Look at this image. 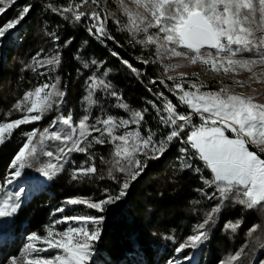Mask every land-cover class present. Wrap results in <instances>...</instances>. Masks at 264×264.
Here are the masks:
<instances>
[{"label": "snow or ice", "instance_id": "snow-or-ice-1", "mask_svg": "<svg viewBox=\"0 0 264 264\" xmlns=\"http://www.w3.org/2000/svg\"><path fill=\"white\" fill-rule=\"evenodd\" d=\"M15 3L0 0V14ZM43 7L73 27L83 25L98 43L111 41L123 47L112 31L114 26L116 32L127 34L130 47L139 46L142 55L136 60L141 66L159 65V75L147 80L156 97V102L149 101L155 126L149 123L148 108H133L115 88L105 62L80 50L75 58L85 86L82 114L67 109L68 85L59 70L63 49L73 39L61 42L62 25L46 28L52 47L41 48L21 69L32 71L38 82L0 117V146L21 126L52 118L47 126L22 133L24 141L5 184L31 186L33 192H40L43 182L26 170L51 181L71 165L73 181L108 179L118 188L105 187L96 197L66 198L50 214L49 222L24 236L18 253L3 257L0 264H99V242L108 214H119L120 203L149 161L160 159L176 144L180 147L174 175L192 171L199 176L203 187L194 189L200 198L192 203L201 205L206 200L211 207L182 241L174 235L164 237L174 245L166 264H196V253L209 239V226L225 208L239 205L245 212L264 214V0H66L46 2ZM32 8L26 3L15 18L0 25V46L12 39ZM111 55L143 82L147 75L143 67L134 66L117 50H111ZM189 66H199L200 71H178ZM201 73L211 74L213 80L220 76L217 87L210 88ZM243 73L246 78H240ZM157 85L172 98L163 90L155 91ZM15 113L19 117L11 118ZM97 145L110 146L108 158L99 156V164L107 166L106 175L97 163ZM74 154H84L86 159L78 163ZM25 192L26 187L19 186L0 196V253L13 246L14 218ZM75 206L92 211L78 212ZM243 222L230 221L225 228L235 234ZM262 227L253 224L245 233V244L219 264H242L247 238ZM140 251L134 247L129 255L138 257Z\"/></svg>", "mask_w": 264, "mask_h": 264}, {"label": "trees", "instance_id": "trees-1", "mask_svg": "<svg viewBox=\"0 0 264 264\" xmlns=\"http://www.w3.org/2000/svg\"><path fill=\"white\" fill-rule=\"evenodd\" d=\"M46 2L65 3L66 0H16L12 7L4 14H0L2 25L15 18L26 3L33 4L29 15L12 33V39L0 46V117L12 107L25 90L38 82L32 71L22 72L21 69L25 64L32 62L31 57L41 48L47 50L52 47L51 40L46 35V28L56 29L57 25H62L58 29L62 36L61 42L70 37L73 39L71 46L63 49L64 62L59 70L62 80L68 85L66 108L82 114L81 100L85 95V86L83 77L77 73L79 63L75 58L77 51L80 50L89 58L105 62V67L110 69V78L115 88L133 108H148L149 123L155 126L152 119L155 110L149 101L156 102V97L153 91H149L153 86L149 85L147 80L149 77L156 78L161 69L151 65L141 66L136 60V57L142 55L139 46L130 47L126 43L127 34L116 32L114 26L112 31L123 47H117L111 41L106 45L98 43L88 35L83 25L73 27L50 11H46L43 7ZM111 50L119 51L121 56L134 66L143 67L147 73L143 82L120 60L113 57ZM209 87L215 89L217 86L210 81ZM154 90H163L167 94L160 85ZM18 117L19 114L15 113L11 118ZM51 118L50 115L37 125L21 126L14 132L10 141L0 146V186H3V192L5 187H9L5 184V177L11 171L9 166L24 141L22 133L30 131L34 126H47ZM179 147L180 145L176 144L160 159L149 161L146 171L134 182L129 195L120 203L119 214L115 217L112 213L108 214L102 240L99 242L100 254L97 257L99 264H128L130 260L136 264H166L174 253V245L164 237L174 235L177 241H182L191 233L193 226L203 219L206 209L211 205L206 200L202 201L201 205L192 203L200 198L194 189L203 187L199 176L192 171L174 175V170L178 168L176 160ZM109 148L110 146L99 145L95 147L98 164L99 156L109 157ZM74 155L78 163L86 159L84 154ZM71 167L69 165L66 171L53 180H45L42 191L33 193L26 190L22 194L23 205L19 210V216L14 218L16 233L12 238L13 246L1 253L3 257L18 253L24 236L48 223L50 214L55 208L60 207L66 198L77 195L96 197L105 187L110 190L118 188V185L108 179L73 181L70 176ZM99 167L102 174L106 175L107 166L99 164ZM26 171L28 175L34 177L38 175L34 170ZM205 174L210 175L207 170ZM3 192H0V196ZM75 208L78 212L92 211L85 209L84 206ZM59 216L57 213L56 218ZM237 219L244 222L234 234L227 230L225 225ZM255 223L264 224V214L245 212L239 205L225 208L216 222L209 226V239L202 246V250L196 253V264H219L220 260L245 244V233ZM134 247L141 250L138 257L129 255ZM262 261L264 227L247 238L242 264H261Z\"/></svg>", "mask_w": 264, "mask_h": 264}, {"label": "rangeland", "instance_id": "rangeland-1", "mask_svg": "<svg viewBox=\"0 0 264 264\" xmlns=\"http://www.w3.org/2000/svg\"><path fill=\"white\" fill-rule=\"evenodd\" d=\"M151 66H156V67L159 68V65H151ZM178 71L191 73V72H194V71H200V68H199V66H189V67L181 68V69H179ZM169 74H170V75H175L174 72H173V73H169ZM247 75H248L247 73H243V74H241V77H240V78H246ZM201 76H202V78L205 79V80H208V81L210 80L211 83L214 84V85H216V86H217L216 81H219V80L221 79L220 76H216L215 79L213 80L212 77H211V74L205 76V75H203V73H201ZM230 79H231L230 77H225V80H230ZM169 83H170V82H169ZM160 86L163 88L162 85H160ZM255 87L258 88V89L262 88L261 85H255ZM164 90H166V89H164ZM236 90H237V91H240L241 89H236ZM244 91H249V89H244ZM166 92H167V90H166ZM167 94L170 96L169 93H167ZM170 98H172V97L170 96ZM173 99H174V98H173ZM30 176H32V175H30ZM36 178L39 179V180H41L42 182H45L44 178L41 177V176H39V174L36 176ZM19 186H25V187H26V190H27L28 192H33L31 186H26V185H19ZM19 186H18L17 184L14 183L13 185H9V187H5L4 192H7V191H14V190L17 191V190H19ZM13 188H14V189H13ZM33 193H37V192H33ZM18 216H19V212H18V214L16 215V217H18ZM0 259H3V255H2L1 253H0Z\"/></svg>", "mask_w": 264, "mask_h": 264}]
</instances>
